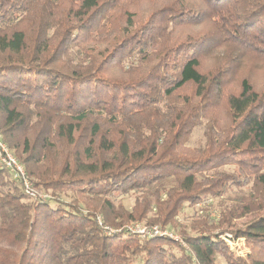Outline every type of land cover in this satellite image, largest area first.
Returning <instances> with one entry per match:
<instances>
[{
    "label": "trees",
    "instance_id": "1",
    "mask_svg": "<svg viewBox=\"0 0 264 264\" xmlns=\"http://www.w3.org/2000/svg\"><path fill=\"white\" fill-rule=\"evenodd\" d=\"M0 137V264H264V0H0Z\"/></svg>",
    "mask_w": 264,
    "mask_h": 264
},
{
    "label": "rangeland",
    "instance_id": "2",
    "mask_svg": "<svg viewBox=\"0 0 264 264\" xmlns=\"http://www.w3.org/2000/svg\"><path fill=\"white\" fill-rule=\"evenodd\" d=\"M205 142V137H204V126H198L195 127L192 131V134L190 136V139L188 141V146L189 147H195V146H199L204 144ZM8 153L14 157L15 159L16 156L10 151L8 150ZM18 161V160H17ZM18 163L20 164V162L18 161ZM21 165V164H20ZM23 167V166H22ZM225 170H229L232 171L233 167L229 166V167H224ZM30 187H32L31 183H30ZM32 189L33 193L39 197L42 198L44 195H49L48 197H51L52 194L50 192H42V191H38V190H34ZM250 187L246 186L244 188H242L241 190L236 189V188H232L227 194H225L224 196L220 197V198H215V199H209L207 201V206L211 207V217H215L217 212L225 205L230 204L232 197H234L235 195L239 194V193H244L249 191ZM70 193H60L59 197L61 199H68V195ZM139 195V193L136 192H130L128 194H124L121 196H118L116 198V202H120L126 209H131V207L134 204V201L136 199V197ZM35 198V197H33ZM201 205H196V206H186L183 211L181 212V214L177 217L178 222L182 225V226H186L188 224V222L194 218L197 217L198 215H200L201 212ZM245 220L240 219L237 222L238 223H242ZM143 222V221H142ZM137 224H139L140 222H135ZM144 223V222H143ZM141 223V224H143ZM179 237V236H177ZM231 248L232 250H234L237 254L239 255H247L248 253V247L246 246L245 242H243L242 240L237 241V243L235 245L231 244ZM219 260L221 261V263H224L222 259L219 258Z\"/></svg>",
    "mask_w": 264,
    "mask_h": 264
},
{
    "label": "built area",
    "instance_id": "3",
    "mask_svg": "<svg viewBox=\"0 0 264 264\" xmlns=\"http://www.w3.org/2000/svg\"><path fill=\"white\" fill-rule=\"evenodd\" d=\"M8 150H9L8 147L5 145V143L2 142L1 137H0V161L5 165V167H7L12 172L14 178L22 180V183L26 189V193H28L32 197L39 198L33 193L32 189H30L31 188L30 182L27 180L25 176L24 168L22 167V165L18 163L17 159L12 157L8 153ZM46 198H48L47 195H44L42 197V199H46ZM130 229L137 232L139 236L141 237H146L147 235H152V234H157V233H163V234L166 233L164 231L160 232V229L157 226L147 228L144 226L135 225V226L130 227ZM176 239H179V237L176 236Z\"/></svg>",
    "mask_w": 264,
    "mask_h": 264
}]
</instances>
